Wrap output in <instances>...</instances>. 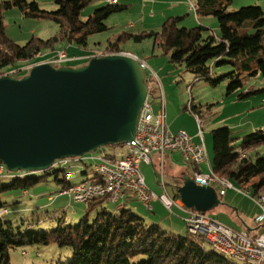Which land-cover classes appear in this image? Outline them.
Returning a JSON list of instances; mask_svg holds the SVG:
<instances>
[{
    "label": "trees",
    "instance_id": "16d2710c",
    "mask_svg": "<svg viewBox=\"0 0 264 264\" xmlns=\"http://www.w3.org/2000/svg\"><path fill=\"white\" fill-rule=\"evenodd\" d=\"M91 2L92 0H58V8L49 11L42 9L36 1H6V7L14 3L25 10L26 15L53 18L60 23L62 34L46 40L32 38L26 44L20 45L6 35L0 18V76L7 73L22 76L19 74L21 69L14 73L8 68L19 61L35 60L44 50L54 52V46L62 39L76 47L86 48L89 36L108 30L105 20L125 7L108 3L95 9L86 20H82L81 11ZM231 3L232 0H198L196 4L198 17L217 18L219 33L211 32L202 23L193 27L184 26L185 16H174L168 17L160 30L123 32L115 39H109L103 52L109 54L125 51L122 42L128 39L139 42L153 39L154 44H158L169 55L171 63L184 65L195 75V79H206L215 85L227 79L228 93H232L243 85L241 75L244 72L250 75L260 73L264 79V9L260 5H251L229 11ZM222 57L227 59L221 61ZM224 62L239 68L213 79L211 75L215 64ZM256 92L258 90L241 92L240 97L245 98ZM189 108L198 115V106L192 100L189 101ZM212 136L214 172L237 184L249 186L254 196L263 190L264 157L255 158L253 154L257 155L258 147L264 145V131L251 132L243 136L240 142V137L234 136L228 126H223L213 129ZM243 153L247 154L246 157H243ZM193 166L195 172L199 171L198 165ZM54 167L56 166L45 170L43 176L33 175L37 171L21 170H10L7 174L0 175V209L8 210L0 215V264H11L12 248L52 243L61 250L60 259L55 264H254L248 260H236L212 245L205 246L206 240L201 234L189 232L185 217L186 233L165 230L159 224L148 223L127 204H123L118 212L107 210L103 206L105 198L90 200L87 213L75 225L63 226L58 223L56 226L37 229L35 225L41 223L40 220L28 221L23 218L16 221V216H10L7 203L1 201L2 194L19 191L26 195L31 188L43 180L47 181L44 177ZM58 171L55 168V180L63 183V191L66 192L70 182L59 179ZM194 174L189 175L194 178ZM3 175L12 177L13 181L5 184L1 180ZM182 182L184 183V177ZM174 197H179L178 191ZM18 202L14 204H19ZM92 210L96 214L90 220ZM15 211H23V208ZM260 227L258 224L255 228H246L245 231L251 236H258L263 232ZM23 253L27 254V251Z\"/></svg>",
    "mask_w": 264,
    "mask_h": 264
},
{
    "label": "rangeland",
    "instance_id": "374dc122",
    "mask_svg": "<svg viewBox=\"0 0 264 264\" xmlns=\"http://www.w3.org/2000/svg\"><path fill=\"white\" fill-rule=\"evenodd\" d=\"M6 1L13 2V0H0V18L3 21L6 35L15 43L24 45L32 38L46 40L55 36H61V25L53 18L26 15V11L21 9L19 5L13 3L10 7H6ZM25 1H36L42 9L49 11H54L58 8V0ZM106 4H108L106 0H92L90 4L82 9L81 19L86 20L95 9ZM251 5H260L264 9V0H232L228 10L235 11L240 7ZM133 8L135 9L131 11L123 9L110 15L105 20L109 26L108 30L91 34L86 48L76 47L67 40L62 39L58 41L54 46L56 52L66 49L70 58L69 60L74 58L73 54L75 52L78 54L75 56L76 60L65 62L62 65L78 66L81 63L89 62V58L83 59V57L92 53L95 54L96 50L104 51L109 39H115L123 32L139 33L141 30L148 29L143 26V21H140L142 8ZM147 10H149V6ZM193 13L189 14L191 18H194L195 13ZM210 17L219 26L217 18L214 16ZM201 21H203V24L209 23V25H212V21L209 19ZM132 22L136 23V27L132 28L128 25ZM147 23L152 22L148 21ZM212 28L209 30L214 32ZM214 29L219 33L218 28ZM122 47L135 52L140 58H147L149 68L146 71L149 77L153 76L149 80L151 84L149 99L152 102L154 111H158L161 108V100L165 101L167 121L171 123L170 127L173 131L186 130L190 134L198 132V120L196 114L189 108V101L192 100L198 106V115L203 120V132L208 154V159L199 165L203 173L209 174L211 167H213V129L228 126L234 136L240 137V142L243 136L251 132L256 130L264 131V79L260 73L250 75L248 72H244L241 75L243 85L238 90L228 93L227 79L217 85L212 84L206 79H195V75L184 65L171 63L169 55L165 54L158 44L155 45L153 39H144L141 42L128 39L122 42ZM54 52L44 50L42 55L35 60L16 62L8 70L15 73L17 69H21L20 75L27 74L30 69H25V65L28 67L39 62H45ZM225 59L227 58L222 57L221 61ZM237 68L239 67L227 62L215 64L211 76L213 79H217L232 70H237ZM252 90H258V92L245 98L240 97L241 92ZM199 139V137H195L194 141H198ZM104 150L109 154L117 156L118 153L124 151V148L121 147V144L104 146L99 150L85 154L84 156L87 158H83L82 160L69 158L67 163L57 164L56 167L48 170V173L44 177L47 181L43 180L42 183L31 188L30 192L26 195L19 191H12L2 194L1 201L7 203L10 209V216H16L17 218L15 219L18 222L23 218L28 221L40 220L41 223L35 225L37 229L47 228L49 225L56 226L58 223H61L63 226L68 224L75 225L85 216L90 204L89 202L77 201L73 194L63 191V183L55 180L57 175L55 168L59 170V179H65L66 182L69 181V185L80 184L95 175V166L98 163L97 157ZM171 153L167 152L165 156V176L161 175L157 163V153L153 154L154 163L143 161L140 166L147 186L158 196H161L165 192L163 184H165L169 194L174 196L178 190L176 183L182 181L183 170L190 173V175L193 174L191 164H188L180 151H175L176 157H174L171 165L167 160L168 155ZM253 155L255 158L264 157V145L258 147L257 155ZM170 157L172 156L170 155ZM61 168L63 170H60ZM4 170L5 174L10 171L6 166ZM70 172L72 176H69ZM34 174L36 176H43L45 171H37ZM1 180L5 184H9L13 181V178L3 175ZM233 184L235 187L243 186L235 182ZM215 187L218 190V194L220 193L219 198L221 199V203L210 210L209 215L217 218L218 221H221L228 227L237 230L251 229L258 225L255 218L259 212V208L251 196L240 193L235 188H225L221 185H216ZM246 187L249 186L245 185L242 188ZM16 201H19V204H14ZM123 204H127L128 207L135 209V212L144 217L148 223L159 224L165 230L178 232L176 230L177 227L180 228L185 223L182 220V217L186 214L184 210L176 205H173L172 209H168L161 200L159 202L155 200L152 203L154 207L152 210L148 209L147 204L131 195L120 199L118 202L106 199L103 206L109 211L118 212ZM17 208L19 210L23 208V211L16 212ZM95 214L96 211L94 210L90 212V220L94 218ZM171 218L175 219L173 226H171ZM186 232L187 228L184 227L183 232L178 233ZM204 245L210 247L211 243L204 241ZM23 251H27V254L23 253ZM60 251L54 243L48 245L32 244L12 248L10 250V262L11 264H55L60 259Z\"/></svg>",
    "mask_w": 264,
    "mask_h": 264
},
{
    "label": "water",
    "instance_id": "95a60500",
    "mask_svg": "<svg viewBox=\"0 0 264 264\" xmlns=\"http://www.w3.org/2000/svg\"><path fill=\"white\" fill-rule=\"evenodd\" d=\"M78 66L39 62L22 76H0V163L13 172L45 171L58 160L82 157L131 141L150 87L133 56H92ZM189 208L207 212L218 190L189 175L179 186Z\"/></svg>",
    "mask_w": 264,
    "mask_h": 264
},
{
    "label": "built area",
    "instance_id": "2783aa9c",
    "mask_svg": "<svg viewBox=\"0 0 264 264\" xmlns=\"http://www.w3.org/2000/svg\"><path fill=\"white\" fill-rule=\"evenodd\" d=\"M106 1L109 4L119 3V0ZM190 8L197 14V6L195 4L191 3ZM125 54L138 59L145 71L148 69L149 66L145 59L132 52ZM101 55H104V53ZM92 56L97 55H91L88 58ZM69 59L66 49H63L56 52L53 58L46 61L54 65H62L65 62L75 60L76 57ZM150 79L152 78L147 74V81L149 82ZM149 95L140 113L137 133L134 139L121 144L124 151L115 156L104 150L97 157L98 164L107 167L112 173L114 187H107L101 184L100 180L93 179L85 180L83 184L73 189H67L66 192L73 194L75 199L81 202H89L91 200L90 191L93 189H107V195H111L112 202H118L120 199L129 196V192H136V198L147 204L150 210L153 209L152 203L155 200H161L168 209H172V206L176 205L186 213L185 221L189 231L194 232V234L208 235L209 241H213V245L229 247V250L236 251V253L247 260L255 261V264H264V197L252 195L248 188L235 187L231 183L218 182V179L215 176H211V173L206 174L197 171L194 175L193 179L198 184L235 188L238 192L251 196L255 200L260 208L255 221L261 226L263 232L258 236H251L245 230L228 227L208 213L187 207L180 197L175 198L169 195L168 192L158 196L147 186L140 166L143 161L154 163V153L159 155L158 165L162 176L165 175V154L167 152L180 151L187 162L195 165H200L207 159L203 120L197 118L199 127L196 135H192L185 130L173 131L167 123L164 101L161 104V108L158 111H154ZM195 137L200 139L194 141ZM242 155L246 157L245 153ZM83 158L87 157H76L73 160H82ZM63 160H58L56 163H61ZM4 169L5 165L0 163V173H4ZM69 175L71 176L72 173L70 172ZM163 188L166 191L165 184H163ZM7 211V208H2L0 209V214H5Z\"/></svg>",
    "mask_w": 264,
    "mask_h": 264
},
{
    "label": "crops",
    "instance_id": "0c3cea01",
    "mask_svg": "<svg viewBox=\"0 0 264 264\" xmlns=\"http://www.w3.org/2000/svg\"><path fill=\"white\" fill-rule=\"evenodd\" d=\"M198 0H119V3L118 4H121L124 7V9H127V11H131L132 9H135L133 7H140L142 8V16L140 17V21H143V26L145 28H148V29H145V30H160V28L162 27L164 21L168 18V17H174V16H185L184 18V21H183V25L184 26H196V24H201L203 21L201 20H204V19H209L212 21V25H209V23H206V24H203L205 26H211L213 27L212 30H214L215 33H217L218 31H216V29L214 28H218L219 29V26L218 24L216 25V23L214 22V20H212V18L210 16H205V17H202L200 19V17L197 16V14L195 13L194 10H192L190 8L191 6V3L193 4H197ZM103 4V3H102ZM149 6V10H147ZM195 14H194V13ZM193 13L194 14V18H191V16H189V14ZM146 18H148V20H146ZM204 18V19H203ZM152 22V23H147V22ZM155 22H159V23H155ZM208 24V25H207ZM130 27L134 28L136 27V23H130L128 24ZM140 27V26H138ZM209 27V28H211ZM143 31V30H141ZM127 50V49H126ZM97 51V50H96ZM128 52H132L134 54H136L135 52L133 51H130V50H127ZM56 53V51L53 53L52 56H54ZM76 55H78L76 52L73 54V56L75 57ZM93 55V54H92ZM51 56V57H52ZM90 55L88 56H85L83 57V59L85 58H88ZM49 57V58H51ZM142 59H145L148 63V66H149V62L147 60L146 57L142 58ZM48 60V59H47ZM76 60V59H75ZM73 61V60H72ZM83 64V63H81ZM80 64V65H81ZM26 65L24 66V68L26 69ZM149 68V67H148ZM151 78H153L151 76ZM150 84V82H148ZM151 87V84L149 85ZM164 100H161V102L163 103ZM161 103V104H162ZM165 103V101H164ZM165 108H166V103H165ZM166 114H167V108H166ZM167 120H168V117H167ZM167 123L169 124V126L171 125V123L169 121H167ZM173 124H174V121H173ZM171 128V127H170ZM172 129V128H171ZM186 131V130H185ZM189 133V132H188ZM197 132H194L192 135H196ZM167 154V153H166ZM165 154V156H166ZM170 155L172 157H170ZM183 156V155H182ZM170 157V158H169ZM174 157H176L175 155V151H173L171 154L168 155L167 157V160L169 161V163L172 165V162L174 161ZM159 161V155H158V160H157V163ZM190 165V163H188ZM201 165V164H200ZM199 166V165H198ZM191 167L193 168V173H196L195 172V167L193 166V164L191 165ZM199 171L202 172V170L200 169V166H199ZM185 174H190L188 172H186L185 170H183V175H182V178L184 177ZM195 175V174H194ZM165 176V175H164ZM182 181L180 182H177L176 186L177 188H179V186H181L183 184V182L181 183ZM216 186V185H215ZM178 191V190H177ZM165 192H168L167 191V188H166V191ZM164 192V193H165ZM169 193V192H168ZM174 197V196H173ZM159 202V200H157ZM253 201H255L253 199ZM154 209V207H153ZM259 211V210H258ZM186 216V214H184V217ZM212 216V215H211ZM184 217H182V220L184 221ZM213 217V216H212ZM215 218V217H214ZM217 219V218H216ZM174 220L175 219H172L171 218V226H173V223H174ZM218 220V219H217ZM185 222V221H184ZM186 227V224H182V226L180 228L177 227V231L178 232H183V228ZM242 230H246V229H242ZM263 230V229H262Z\"/></svg>",
    "mask_w": 264,
    "mask_h": 264
},
{
    "label": "bare ground",
    "instance_id": "6f19581e",
    "mask_svg": "<svg viewBox=\"0 0 264 264\" xmlns=\"http://www.w3.org/2000/svg\"><path fill=\"white\" fill-rule=\"evenodd\" d=\"M102 53H104V52L103 51H98L97 53H95L93 55H101ZM118 53L125 54V53H128V51H121V52H118ZM106 54H108V53H106ZM51 58H53V56ZM51 58H49V59H51ZM33 65H30V66L26 67V69L32 68ZM141 111H142V109H141ZM196 118H200V116L196 115ZM206 158L208 159L207 149H206ZM70 159H73V158H70ZM68 161H69V158H66L61 163H55L54 166H56L57 164H60V165L61 164H65ZM210 173H211V176H215V178L218 179V182H224V183L233 184V182L231 180H229V179H227L225 177H221L217 173H215L214 170H213V167H211ZM2 174H4V173H0V175H2ZM93 179L100 180V183L106 185L107 187H114V177L112 176V173L109 171V169L107 167H103L101 164H98V163L96 164V166H95V175L91 179H86V180H93ZM84 182H82L80 184H71L69 186V188H67V189L76 188L78 185H81ZM246 188H248V191H251L249 187H246ZM129 195L134 196L136 198V192H129ZM256 197H264V189L259 191V193L256 195ZM96 198H106L108 201H112L111 195H107V189H93V190H91L90 191V199L94 200ZM189 232H191V231H189ZM191 233L194 234V232H191ZM202 236L205 238L206 241L210 242L211 245L215 249H217L218 251L223 252L224 254L229 255V256H231V257H233L235 259L247 260L243 256H241L238 253H236V251L229 250V247L220 246V245H213V241H209V236L208 235H202ZM248 261H250V262L255 264V261H253V260H248Z\"/></svg>",
    "mask_w": 264,
    "mask_h": 264
}]
</instances>
